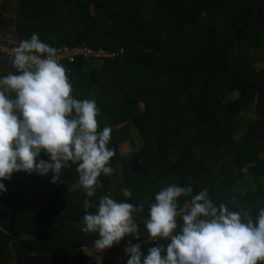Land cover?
Here are the masks:
<instances>
[{
  "label": "trees",
  "instance_id": "16d2710c",
  "mask_svg": "<svg viewBox=\"0 0 264 264\" xmlns=\"http://www.w3.org/2000/svg\"><path fill=\"white\" fill-rule=\"evenodd\" d=\"M14 2L19 41L36 33L55 48L86 46L104 54L65 67L71 94L97 102L98 130L111 128L114 155L113 172L98 177L103 187L93 197L79 185L74 164L56 183L51 173L35 172L4 181L0 264H99L84 248L108 264L109 248L97 252V234L78 226L83 200L105 194L143 204L134 219L145 253L154 243H167L146 241L144 219L155 193L169 184L190 185L191 195L207 190L214 204L255 219L264 207V68L254 66L264 63V0ZM249 110L256 118L237 138L238 114ZM127 142L133 151L121 155L119 145ZM40 158L48 157L42 152ZM125 188L131 197L122 195ZM178 199L183 206L191 196ZM129 241L138 242L126 236L118 243L121 253Z\"/></svg>",
  "mask_w": 264,
  "mask_h": 264
},
{
  "label": "clouds",
  "instance_id": "9594fccd",
  "mask_svg": "<svg viewBox=\"0 0 264 264\" xmlns=\"http://www.w3.org/2000/svg\"><path fill=\"white\" fill-rule=\"evenodd\" d=\"M12 53L11 61L0 56L14 69L0 75V193L7 191L4 181L13 173H51V182L56 183L62 169L74 164L79 185L93 197L103 187L98 177L112 174L109 161L114 155L108 146L111 128L98 130L97 102L71 94L58 50L38 34L21 40ZM42 152L47 159L40 158ZM250 166L241 171L246 173ZM192 191L190 185L169 184L155 193L144 228L150 241L167 243H154L146 253L134 219L143 211L142 203L107 194L98 201L84 199L78 226L81 232L97 234L92 247L100 253L126 236L136 239L124 248L126 264H264V207L254 220L244 219L241 212L214 204L207 190L195 195ZM121 192L126 198L132 195L126 188ZM181 196L191 199L179 206ZM124 259L113 262L121 264Z\"/></svg>",
  "mask_w": 264,
  "mask_h": 264
},
{
  "label": "rangeland",
  "instance_id": "374dc122",
  "mask_svg": "<svg viewBox=\"0 0 264 264\" xmlns=\"http://www.w3.org/2000/svg\"><path fill=\"white\" fill-rule=\"evenodd\" d=\"M14 4L16 5V3L14 2V0H0V18L1 20L4 22V25L2 26V28L0 29V39L6 40V42L12 43L13 46H17L18 43L20 42L18 40V34L16 33V24H15V13H12L14 11ZM92 6L88 7L89 13H92ZM12 13V15L10 16L9 13ZM256 70H260L262 68H264V63L262 61L260 62H255L254 64ZM10 71H14L13 66L10 62L8 61H0V74H4L6 75L8 72ZM237 95L232 94L228 97V99H234L236 98ZM239 119L241 120L242 124H241V128L242 130H240L235 136L237 138L241 137L243 134V129L247 127L248 123L250 120H254L256 118L255 113L252 110L246 111V112H240L238 114ZM132 139L135 142V145L138 147L141 143L140 138L138 137L137 132L134 129H131L130 132ZM132 148L130 146V144L124 143V144H120L119 145V153L121 155H129L132 152ZM264 182V180H263ZM147 242H149V239H146ZM121 245H116L113 247V254L111 255V257L107 256V262L108 264H117L114 263L113 261L116 260V258L119 256L120 257V247ZM89 252V251H88ZM126 256V255H125ZM125 256H121L122 258H124ZM118 257V258H119ZM97 260V262L99 264H102V262L104 260L100 258H95ZM120 259V258H119Z\"/></svg>",
  "mask_w": 264,
  "mask_h": 264
},
{
  "label": "built area",
  "instance_id": "2783aa9c",
  "mask_svg": "<svg viewBox=\"0 0 264 264\" xmlns=\"http://www.w3.org/2000/svg\"><path fill=\"white\" fill-rule=\"evenodd\" d=\"M15 46L13 45H6L4 43L0 42V56L2 59H6V60H10L11 61V57H12V50ZM58 50V61L59 63H62L63 65H67L69 63H73L77 58H86L89 56H100V55H104L103 53H95L94 51L86 48V47H82V46H62L60 48H56ZM85 252L90 255L91 257H93L94 259L100 258L96 252L92 249H87L84 248ZM89 251V252H88Z\"/></svg>",
  "mask_w": 264,
  "mask_h": 264
},
{
  "label": "flooded vegetation",
  "instance_id": "af4514ba",
  "mask_svg": "<svg viewBox=\"0 0 264 264\" xmlns=\"http://www.w3.org/2000/svg\"><path fill=\"white\" fill-rule=\"evenodd\" d=\"M112 254H113V248L109 251V254L107 253V256H108V257H111ZM121 256H122V257L125 256V253H120V257H119V256H118V257L122 259ZM118 257H117L116 259H118Z\"/></svg>",
  "mask_w": 264,
  "mask_h": 264
},
{
  "label": "crops",
  "instance_id": "0c3cea01",
  "mask_svg": "<svg viewBox=\"0 0 264 264\" xmlns=\"http://www.w3.org/2000/svg\"><path fill=\"white\" fill-rule=\"evenodd\" d=\"M82 47H86V46H82ZM87 48V47H86ZM1 61V60H0ZM11 63V62H10ZM114 246H111L110 248H109V251L113 248Z\"/></svg>",
  "mask_w": 264,
  "mask_h": 264
}]
</instances>
